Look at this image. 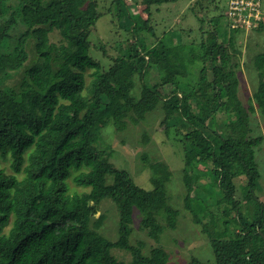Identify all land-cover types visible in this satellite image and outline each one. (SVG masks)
Masks as SVG:
<instances>
[{
	"label": "trees",
	"instance_id": "1",
	"mask_svg": "<svg viewBox=\"0 0 264 264\" xmlns=\"http://www.w3.org/2000/svg\"><path fill=\"white\" fill-rule=\"evenodd\" d=\"M177 1L145 0L140 7L147 13L143 14L145 24L150 23L152 4ZM130 12L125 6L120 14L124 17ZM99 18L97 0H0V264H125L113 257L114 248L131 252L129 264H168L163 247L156 246L146 255L143 242H130L135 210L141 217L140 227L156 241L166 227L176 228L180 212L168 204L162 178L168 170L162 177L153 176V188L147 190L129 171L110 161L112 151L99 147L108 122L124 131L128 120H143L161 100L162 124L168 135L175 127L184 146L185 207L209 237L214 264H264V203L256 194L259 167L247 161L233 139L207 130L210 118L228 104L227 90L220 81L209 80L210 71L235 81L229 46L234 47L236 35L247 29L233 26L227 16L228 29L221 35L219 17L210 19L211 39L202 43V57L209 66L201 69L198 84L186 90L180 87L187 73L180 52L183 46L171 43L163 44L161 82H144L147 56L155 50L148 45L157 41L154 34L146 37L153 33L147 27L136 34L137 41L123 55H110L112 64L101 70L91 54L90 40L91 26ZM19 25L25 29L15 36ZM263 29L262 21L250 30ZM55 30L64 43L50 40ZM147 50L149 54L144 53ZM255 64L261 86L254 100L264 117V52L256 55ZM91 67L96 70L88 82L85 71ZM136 75L143 83L138 98L132 94ZM169 83L173 90L162 98L159 87ZM249 107L255 109L253 104ZM262 140L263 136L251 138L249 144L255 147ZM3 160L9 161L10 171L2 166ZM202 175L208 180L196 185ZM243 175L247 201L254 205L248 210L251 218L241 212V201L228 191L227 183ZM70 179L86 190L72 192ZM198 186L213 196L218 193L227 207L221 209L224 203L218 198L207 203L195 193ZM105 199L114 201L119 210L115 241L91 226ZM231 209L237 216H230ZM8 224L11 227L5 231ZM190 264L209 263L192 257Z\"/></svg>",
	"mask_w": 264,
	"mask_h": 264
},
{
	"label": "rangeland",
	"instance_id": "2",
	"mask_svg": "<svg viewBox=\"0 0 264 264\" xmlns=\"http://www.w3.org/2000/svg\"><path fill=\"white\" fill-rule=\"evenodd\" d=\"M97 2L100 18L95 25L91 26L90 40L92 41L91 54L100 63L101 70L108 69L112 64L110 55H123L130 45L137 41L136 34L140 35L141 29L146 27L153 29V33L146 34L148 38L154 34L157 39L154 44L148 45V49L152 46L155 47L154 54L151 57L147 56L149 70L144 77V82L149 85L161 82L164 73L159 66L165 61L162 53L163 44L171 43L173 46H183L180 52L185 59L187 73L185 77L182 76L180 87L189 90L196 86L200 81L201 69L204 66H209V63L202 57V43L207 44L212 35L213 26L209 20L219 17L217 27L221 35L225 34L228 29L226 12L230 0H214V2L210 0H199V2L198 0H179L174 3H155L150 7V23L148 24H145L146 16H144L147 13H143L140 8L142 4H146L145 0H97ZM125 6L131 12L123 17L120 11ZM24 29V26L19 25L13 31V35L18 36ZM50 40L58 45L65 42L57 30L50 34ZM229 48L232 54L230 67L235 71L236 79L229 82L223 74L215 76L209 70V80L220 81L227 90L228 104L226 109L219 110L215 116L210 118L207 130L220 132L233 139V142L243 149V155L247 161L253 165L257 164L261 176L256 194L264 203V140L255 147H251L249 144L251 138L264 137V117L259 112L254 100V94L261 86L260 73L255 59L257 54L264 52V29L239 32L236 35L234 47L229 46ZM144 53L149 54L148 50ZM194 56L198 59L194 60ZM95 70V67H91L85 71L88 82ZM142 86V79L136 75L135 87L132 91L135 97L140 96ZM159 89L162 98H166L171 94L173 85L171 83L160 85ZM200 98L201 100L205 99L202 96ZM162 101L138 123L128 120V126L124 131H118L112 121L108 122L101 131L99 147H106L112 151L110 161L117 168L129 171L136 183L147 190L153 188V176L157 174L158 177H162L168 170V174L162 178L168 189V204L180 212L177 226L175 229L166 227L160 240L156 241L140 227L141 217L135 210L133 231L130 236L131 244L137 245L139 242H143V252L146 255H149L156 246L163 247L169 255L168 264H190L192 257L214 264L215 258L209 237L201 225L194 222L191 212L185 207L187 190L183 170L185 165L184 146L178 141L176 128L172 127L170 135H168L165 125L162 124L165 117ZM195 102L192 100L193 109L198 111ZM250 104H253L255 109H251ZM181 129L184 133L188 131L185 128ZM2 166L7 167L10 171L9 161L3 160ZM164 166L167 167L166 170ZM200 168H204V166L201 165ZM207 180V177L202 175L196 185H204ZM246 181V176L243 175L227 184L228 191L234 195L235 199L241 201V212L251 218L248 210H253L254 205L247 201L249 195L245 188ZM69 185L72 192L86 190L76 186L71 179ZM209 192L210 190L199 186L195 189V193L202 196L207 203L215 202L217 198L218 201L224 203L218 193L213 196ZM224 198L228 200L226 196ZM225 207L227 205L224 203L220 208ZM212 208L216 210L217 207ZM230 216H237V211L231 209ZM161 222L165 224L163 219ZM234 223V225L237 224L236 221ZM118 225L119 210L116 204L110 199L103 200L98 213L92 218L93 230L115 241L119 237ZM10 227L11 224H8L5 231ZM112 255L125 264H129L132 260L131 252L121 248H114ZM156 261L160 263L158 258Z\"/></svg>",
	"mask_w": 264,
	"mask_h": 264
},
{
	"label": "built area",
	"instance_id": "3",
	"mask_svg": "<svg viewBox=\"0 0 264 264\" xmlns=\"http://www.w3.org/2000/svg\"><path fill=\"white\" fill-rule=\"evenodd\" d=\"M263 12L262 0H230L227 15L233 26L251 29L264 20Z\"/></svg>",
	"mask_w": 264,
	"mask_h": 264
},
{
	"label": "crops",
	"instance_id": "4",
	"mask_svg": "<svg viewBox=\"0 0 264 264\" xmlns=\"http://www.w3.org/2000/svg\"><path fill=\"white\" fill-rule=\"evenodd\" d=\"M262 6H263V0H262ZM228 10V9H227ZM263 11H264V6H263ZM227 13V12H226ZM264 13V12H263ZM227 15V14H226ZM228 16V15H227ZM250 29H247L249 31Z\"/></svg>",
	"mask_w": 264,
	"mask_h": 264
}]
</instances>
